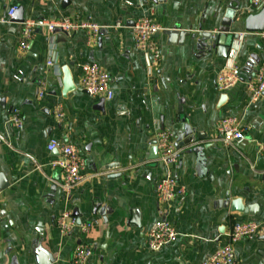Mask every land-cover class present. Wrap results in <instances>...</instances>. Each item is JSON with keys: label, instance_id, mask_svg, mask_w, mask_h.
I'll list each match as a JSON object with an SVG mask.
<instances>
[{"label": "crops", "instance_id": "obj_1", "mask_svg": "<svg viewBox=\"0 0 264 264\" xmlns=\"http://www.w3.org/2000/svg\"><path fill=\"white\" fill-rule=\"evenodd\" d=\"M19 4L25 6L24 22L78 13L104 27L92 42L84 30L49 41L40 25L25 52L19 48L24 23L0 22V172L9 182L0 190V264H38L39 243L54 256L53 264H73L79 244L93 250L88 264H203L235 222L253 219L264 226V95L250 101L248 84L255 76L245 69L252 54L261 58L255 73L264 66V31L244 28L264 0L259 7L251 0H0V17ZM235 9L240 21L231 29L240 38L230 58L199 50L190 37L183 45L170 44L164 33L177 25L196 37L216 32ZM143 18L160 27L153 38L161 50L158 63L135 45L132 23ZM233 57L241 81L221 103L217 74ZM90 61L112 77L114 97L102 107L101 98L80 84V66ZM66 65L76 88L64 96ZM58 104L66 113L63 121L54 115ZM14 108L21 112V127L11 122ZM228 115L249 128L233 145L217 137V124ZM184 124L212 141L204 150L209 173L198 172L195 144H181L183 154L172 171L186 193L159 204L155 187L165 170L148 159L149 151L159 131L170 130L177 140ZM51 138L76 145L86 159L85 179L69 195L52 165L60 154L47 149ZM114 163L120 169L106 170ZM117 171L121 176L112 178ZM236 199L253 206L255 214L233 212ZM63 214L66 232L57 223ZM163 217L179 235L152 251L147 234ZM235 255L238 264H264V235L236 243Z\"/></svg>", "mask_w": 264, "mask_h": 264}, {"label": "built area", "instance_id": "obj_2", "mask_svg": "<svg viewBox=\"0 0 264 264\" xmlns=\"http://www.w3.org/2000/svg\"><path fill=\"white\" fill-rule=\"evenodd\" d=\"M263 0H251L255 7H259ZM17 9L12 6L0 17V22L8 23ZM44 26L48 31L49 41H53L56 34L69 35L79 30L87 33L88 42L96 40L100 35L103 25L85 18L81 14L74 13L53 21L32 20L24 22L19 48L22 51L30 49V40L34 29L37 26ZM117 28L121 23H117ZM135 45L138 50L144 51L148 58L154 63L161 60V50L154 42V35L160 27L151 19L143 18L136 21L132 27ZM231 51L229 58L232 56ZM49 66L54 65L52 60L47 62ZM82 77L81 87L89 96L94 98H104L111 100L114 97L112 88V77L109 71L96 61L81 64ZM241 81V68L235 58H231L217 74V88L225 93ZM251 102L258 101L264 95V66L260 67L255 74L254 81L248 84ZM41 96L44 91H40ZM55 117L63 121L66 113L62 104H58L54 111ZM11 122L15 127H21L23 118L18 108H14L11 113ZM249 128L243 121L234 115L221 118L217 124V137L225 145H233L246 138ZM156 144L158 147V162L163 166L165 173L157 182L155 187L156 196L159 204H167L177 197H183L186 188L181 184L172 171L183 154V149L177 146L176 135L170 130H161L157 134ZM49 151L59 152V157L52 161V165L60 169L61 181L59 187L66 195L80 185L85 179L86 159L83 152L74 144L65 143L56 138H51L47 144ZM67 214H63L57 221L63 231H68L69 226L65 222ZM83 231L90 228V224L81 225ZM179 232L175 225L163 217L158 223L149 230L147 234L148 246L152 251H158L171 245L178 237ZM264 235V226L256 220H242L235 222L230 232L226 236V242L222 247L210 254L203 264H238L235 255V245L244 239L257 238ZM93 256V250L85 244H79L73 253V264H88Z\"/></svg>", "mask_w": 264, "mask_h": 264}, {"label": "water", "instance_id": "obj_3", "mask_svg": "<svg viewBox=\"0 0 264 264\" xmlns=\"http://www.w3.org/2000/svg\"><path fill=\"white\" fill-rule=\"evenodd\" d=\"M21 1V0H19ZM158 2L160 0H153ZM237 9L229 12L225 18L221 26L217 29L216 32H202L199 37H196L195 34H191L190 32L184 30L180 31L179 26H174L173 29L165 30L164 33L169 37L170 44H179L183 45L185 43V38L190 37L193 44L199 50L206 52H211L216 50L219 57L229 58L231 51L234 49L235 42L240 38L239 32H236L231 29L232 24L235 23L236 26L239 24V16L236 13ZM24 12L25 6L22 4L17 5V9L13 13L10 18L11 22L14 23H24ZM134 25V23H132ZM244 28L246 32H263L264 31V7L261 8L257 13H253L246 17L244 20ZM261 58L252 54L247 65L246 70L252 73V76H255V67L260 63ZM63 95L66 96L69 92L73 91L76 86L73 81V77L71 74V70L69 66L63 67ZM227 98L226 93H223L221 96V103H223ZM105 99L101 98V103L99 107H102L103 101ZM197 141V142H196ZM189 144L194 145L192 151L197 155V163H198V172L200 175L208 174V170L205 168V154L204 150L212 145V141L207 138L206 134L194 133L192 127L189 124H184L183 129L177 136V146L180 147L181 144ZM158 147L156 141L152 143V147L149 151L148 159L153 161L154 163L158 160ZM114 169H120L119 164L114 163L108 165L106 170L112 171ZM211 176V173L209 174ZM112 178H117L121 176V172H112L110 174ZM9 186V182L7 181L5 174L0 172V190H4ZM57 186L54 185L52 188V192H55ZM253 206H247V208L243 205L242 199H236L232 202V211L247 213L250 215H254ZM76 215V212H74ZM35 254L37 257L38 264H53L55 262L54 256L46 250L41 243H39L35 248Z\"/></svg>", "mask_w": 264, "mask_h": 264}]
</instances>
